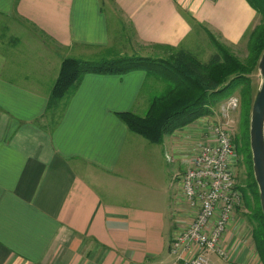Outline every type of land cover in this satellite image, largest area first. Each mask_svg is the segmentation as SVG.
<instances>
[{"label":"crops","instance_id":"0c3cea01","mask_svg":"<svg viewBox=\"0 0 264 264\" xmlns=\"http://www.w3.org/2000/svg\"><path fill=\"white\" fill-rule=\"evenodd\" d=\"M261 17L248 0H0V264H180L172 239L200 210L181 177L213 138L208 118L161 142L132 132L118 113L150 102L143 69L88 72L48 111L51 90L67 57L124 54L123 29L133 49L193 53L247 44ZM241 211L212 264L260 263Z\"/></svg>","mask_w":264,"mask_h":264},{"label":"trees","instance_id":"16d2710c","mask_svg":"<svg viewBox=\"0 0 264 264\" xmlns=\"http://www.w3.org/2000/svg\"><path fill=\"white\" fill-rule=\"evenodd\" d=\"M248 1L262 17L250 33L248 54L244 60L232 47L217 40H214L216 49L206 62L190 51L170 45L165 46L166 55L159 57L120 55L112 58L102 57L99 60L67 57L61 64L51 90L47 110L56 109L64 101L67 103L88 72L122 74L134 69H143L148 77L159 78L165 89L152 96L145 114L125 111L118 113V116L132 132L151 142H161L166 134L192 124L204 115L212 114L215 103L231 95L236 88L252 82V73L254 70L258 72V61L264 50V0ZM254 98L255 96L253 101ZM253 101L251 100L250 104H253ZM250 107L246 105L244 108L245 114L248 112L247 131ZM246 137L248 140L245 142V150L248 153L252 176L250 187L256 198L254 208L249 207L250 218L256 223L253 225V238L259 251V264H264V213L258 185L252 175L249 133H246Z\"/></svg>","mask_w":264,"mask_h":264},{"label":"built area","instance_id":"2783aa9c","mask_svg":"<svg viewBox=\"0 0 264 264\" xmlns=\"http://www.w3.org/2000/svg\"><path fill=\"white\" fill-rule=\"evenodd\" d=\"M212 133L213 143L203 146L181 179L186 197L191 204L198 203L200 210L172 239L171 248L181 259L180 264H212L209 253L227 255L219 240L242 199L235 179L232 139L218 124L212 127ZM194 245L199 247L195 256H182V250Z\"/></svg>","mask_w":264,"mask_h":264},{"label":"rangeland","instance_id":"374dc122","mask_svg":"<svg viewBox=\"0 0 264 264\" xmlns=\"http://www.w3.org/2000/svg\"><path fill=\"white\" fill-rule=\"evenodd\" d=\"M110 30L112 33L114 31V26L110 27ZM121 33L122 35L120 36L121 38L120 43L122 44V46H125V49H126V52L124 54H120L119 50H116L118 47H115L113 51L107 50V53L105 52L99 53L97 56H94L92 59L99 60L102 57L112 58V57H118L120 55H128V53L131 55L159 57V56H165L167 53L166 52L167 49H165V46H157L155 50L146 49V48H140V49L134 48L133 49L129 44V42L131 43V40L129 41L128 39L127 31L123 29ZM214 40L216 41L217 37H214V39H212L213 44L215 42ZM217 41L222 43V41H220L219 39ZM206 42L209 44L208 41ZM208 44H205L204 46L199 47L197 51L193 50V53L197 55L196 57L204 62L210 59L209 57L210 52L215 51L216 49L215 47L212 49V47H209ZM229 46L234 49L235 53L239 55L241 59L244 60L246 58L248 54V48H247L248 43L245 44V42H242L241 44H238L235 46L234 45H229ZM130 51H134V53ZM149 78L150 80L148 81L147 86L149 90L153 92V96L161 93L165 89L164 88L165 85L162 83V81L159 78L156 79V77H153V76ZM259 83H260L259 71L255 72L254 70L252 73L251 83H248L246 85L236 88L235 91L231 95L215 103L212 107L213 113L202 116L208 119H205L203 123L199 124L202 130H203V127L207 125V122H209V127H210V128L208 127L207 130L212 129V127L214 128V126L218 124L221 127H223L225 130H227V132L229 133V136L232 139V142H233V160L232 161H233V167L235 168V179L237 181V189H239L242 194V199L239 201V204L236 207V209L240 208L242 209L241 212L245 213L244 219H246V221L249 224V228H250L249 230L252 236H253V225H256V223L252 221V217L250 218L251 209L249 207L254 208V205H255L254 203H256V198L253 196L252 188L250 187L252 184V176H251L248 153L245 150V142L248 140V137H246V133H249V131H247L248 124H247V117H246L248 116L247 115L248 112L247 114H245L244 108L246 105L249 107L252 105L250 103H251V100L253 101V97L256 94V91H257L256 88L257 86H259L258 85ZM144 99L146 101L144 102L143 100H141V104L138 108L139 114H142V115L146 113L149 107V104H150V102L147 101V97H144ZM209 119L212 120L211 123ZM249 130H250V119H249ZM209 135H211V137L213 138L209 139L210 141H208V139L206 138L205 143L208 145H211L213 141L215 140V136L212 135L211 132L209 133ZM249 140H250V134H249ZM168 156L171 157V155H168ZM172 166L177 167L179 166V163L175 161V163L172 164ZM186 171L187 170L184 171L183 175L186 173ZM252 175L254 177L253 169H252ZM249 187L250 189L247 190V188ZM182 189L184 191L183 186H182ZM243 198L245 200H243ZM234 212L231 214V218L234 215ZM218 215L220 214L217 213L216 216ZM254 244H255V248L257 249L255 241H254ZM262 249H264V245H262Z\"/></svg>","mask_w":264,"mask_h":264},{"label":"water","instance_id":"95a60500","mask_svg":"<svg viewBox=\"0 0 264 264\" xmlns=\"http://www.w3.org/2000/svg\"><path fill=\"white\" fill-rule=\"evenodd\" d=\"M258 71L260 83L251 107L249 134L253 172L264 213V50L258 61Z\"/></svg>","mask_w":264,"mask_h":264}]
</instances>
